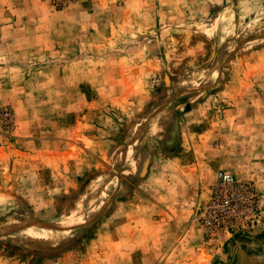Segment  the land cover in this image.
<instances>
[{
	"label": "rangeland",
	"instance_id": "obj_1",
	"mask_svg": "<svg viewBox=\"0 0 264 264\" xmlns=\"http://www.w3.org/2000/svg\"><path fill=\"white\" fill-rule=\"evenodd\" d=\"M18 14L36 17L38 36H51V26L65 20L83 22L85 39L101 44L85 49L83 64L70 61L69 86L82 68L86 87L96 89L82 90L95 105L87 119L72 117L74 137L48 138L50 120L35 115L16 123L31 134L15 135L0 91V115H12L9 129L0 124V232L29 220L72 226L102 215L80 229L29 227L1 237L0 264L188 261V252L165 258L179 261L155 258L135 223L130 232L120 225L124 217L108 219L129 163L145 150L150 158L167 154L168 142L176 151L181 132L190 153L211 160L196 211L204 241L187 264H264V0H0L1 43L21 34ZM47 88L48 99L64 94Z\"/></svg>",
	"mask_w": 264,
	"mask_h": 264
},
{
	"label": "crops",
	"instance_id": "obj_2",
	"mask_svg": "<svg viewBox=\"0 0 264 264\" xmlns=\"http://www.w3.org/2000/svg\"><path fill=\"white\" fill-rule=\"evenodd\" d=\"M62 12L56 13L62 16ZM64 22L62 25L51 26L49 30L51 36H38L36 17L28 15L23 20L18 14L16 29H22L19 30L21 34L16 35V41L14 39L13 42H0L4 45L0 49L5 50L0 52V91L7 93L4 104L13 112L14 134L18 132L22 139L29 136L25 133L31 134L32 129L26 125L20 133L16 131V123L27 124L28 119L34 115L40 119L44 117L47 123L50 120L51 127L45 133L48 138L62 141L69 139L71 134L74 137L77 129L72 125L74 124L72 117L73 120L76 118L84 120L90 114L89 109L95 105L87 103L84 99L82 90L92 88L86 87L84 82L86 74L82 72L84 69H77L73 73L77 77L75 86H69L67 77L71 70L70 61L83 64L81 62L85 60V49L99 51L100 39L86 40L83 22L76 21L75 26H72L71 21ZM56 31H60L61 35L64 33V37H55ZM49 83L52 84L53 91L64 92L59 99H48L49 97L44 94V91H48ZM58 86L62 87L57 89ZM69 91H76L78 98H74L73 93ZM79 109H83L81 114L75 116ZM178 135L180 139L176 151L169 149L172 147H167L170 144L168 142L169 144L162 145V149L168 151L167 154H163L160 148L162 154L150 158L147 155L149 150H145L136 161L129 163L130 179L116 182L111 193L113 197L111 206L114 210L108 218L110 220L114 212L115 216L124 217V222H120V225L123 223L122 226H128L130 232L132 223H135V227L141 229L142 243L151 246L148 250L154 253L155 258H159L161 253H167L161 258L163 262L175 258L179 261L177 256L165 259L168 253L176 252H188L190 254L188 261L191 262L204 241V230L198 224L196 211L205 198L204 194H207L206 169L208 163L211 165V160L204 156L205 153L204 155L190 153L186 148L188 139L186 134L181 132ZM199 145V148L207 149V145L202 141ZM142 147L143 144L139 149ZM111 182L112 179L108 185ZM107 194L109 197V191ZM101 215L102 212L98 211L94 214L95 217L92 216L86 222L80 223L85 225L76 229L89 226ZM188 261L184 259L182 263L187 264Z\"/></svg>",
	"mask_w": 264,
	"mask_h": 264
},
{
	"label": "water",
	"instance_id": "obj_3",
	"mask_svg": "<svg viewBox=\"0 0 264 264\" xmlns=\"http://www.w3.org/2000/svg\"><path fill=\"white\" fill-rule=\"evenodd\" d=\"M85 224H78V225H72V226H64V225H57V224H51V223H44V222H40L37 220H29L27 222H24L18 226H15L13 228H11L8 231H4V232H0V238L4 237L6 235H9L11 233L17 232V231H21L23 229L29 228V227H40V228H44L47 230H52V231H56V232H64V231H68V230H72V229H76L79 227L84 226Z\"/></svg>",
	"mask_w": 264,
	"mask_h": 264
},
{
	"label": "built area",
	"instance_id": "obj_4",
	"mask_svg": "<svg viewBox=\"0 0 264 264\" xmlns=\"http://www.w3.org/2000/svg\"><path fill=\"white\" fill-rule=\"evenodd\" d=\"M11 123H12V115L10 114L9 111L3 110L1 112V115H0V124H1V126L4 127L5 129H9ZM218 178L222 179V180H225L228 177L226 175L219 174Z\"/></svg>",
	"mask_w": 264,
	"mask_h": 264
},
{
	"label": "bare ground",
	"instance_id": "obj_5",
	"mask_svg": "<svg viewBox=\"0 0 264 264\" xmlns=\"http://www.w3.org/2000/svg\"><path fill=\"white\" fill-rule=\"evenodd\" d=\"M75 225H78V224H75ZM68 226H71V225L68 224Z\"/></svg>",
	"mask_w": 264,
	"mask_h": 264
}]
</instances>
